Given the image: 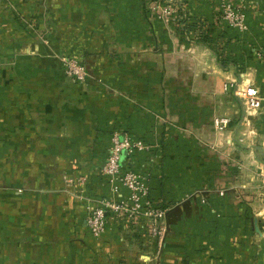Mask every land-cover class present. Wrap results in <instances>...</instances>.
<instances>
[{
    "label": "crops",
    "instance_id": "crops-1",
    "mask_svg": "<svg viewBox=\"0 0 264 264\" xmlns=\"http://www.w3.org/2000/svg\"><path fill=\"white\" fill-rule=\"evenodd\" d=\"M150 1L0 0V264H264V108L248 116L223 90L264 98V0H237L247 31L220 38L226 67ZM173 1L214 24L218 0ZM66 52L86 83L64 73ZM115 134L151 148L123 164L167 211L162 247L145 220L108 214L90 234L86 197L116 201L99 175Z\"/></svg>",
    "mask_w": 264,
    "mask_h": 264
},
{
    "label": "built area",
    "instance_id": "built-area-1",
    "mask_svg": "<svg viewBox=\"0 0 264 264\" xmlns=\"http://www.w3.org/2000/svg\"><path fill=\"white\" fill-rule=\"evenodd\" d=\"M150 4V11L162 22L168 25H177L181 22L179 7L174 6L173 0H151ZM215 9L224 23L242 32L247 31L246 16L237 0H218ZM61 66L64 73L77 83L83 84L90 79V71L83 62V58L74 52L64 53ZM223 90L231 91L241 101L248 116H253L264 108V98L255 86L243 82H229L223 85ZM214 125L217 130H223L229 125V119L216 118ZM150 149L143 140L127 135L122 138L119 134L114 135L99 175L110 186L116 201L98 196L86 197L89 204L87 226L94 238H101L106 232L108 214H110L109 216H112L115 221L125 219L132 223L148 221L150 235L158 239V246L162 247L167 232V211L151 199L148 175L128 170L123 164L125 160L132 157L134 152L146 153ZM74 185L81 189L82 194H85L87 178L81 177L75 180ZM220 195L222 196L223 192Z\"/></svg>",
    "mask_w": 264,
    "mask_h": 264
},
{
    "label": "trees",
    "instance_id": "trees-1",
    "mask_svg": "<svg viewBox=\"0 0 264 264\" xmlns=\"http://www.w3.org/2000/svg\"><path fill=\"white\" fill-rule=\"evenodd\" d=\"M215 2L218 3L217 1ZM214 12L215 21L212 25L207 24V22L203 20L192 21L189 17H186L183 18L179 24L175 25V27L180 33L187 35L191 40L205 43L210 48H212L216 52L219 62L222 64V66L226 67L227 63L229 62V57L223 53V48H220V51L216 50H218L219 43H221L220 38H225L227 32L238 29L232 28L227 23H224L221 20L218 12H216V9Z\"/></svg>",
    "mask_w": 264,
    "mask_h": 264
},
{
    "label": "rangeland",
    "instance_id": "rangeland-1",
    "mask_svg": "<svg viewBox=\"0 0 264 264\" xmlns=\"http://www.w3.org/2000/svg\"><path fill=\"white\" fill-rule=\"evenodd\" d=\"M63 55H64V53H59V54L56 56V60H57V62L60 63V64H61V58L63 57ZM102 198H103V197H102ZM139 222H141V221H138L137 223H139ZM142 222H144V220H143Z\"/></svg>",
    "mask_w": 264,
    "mask_h": 264
}]
</instances>
